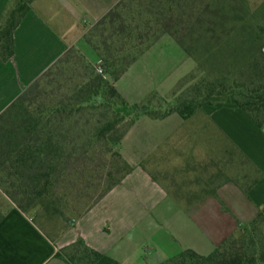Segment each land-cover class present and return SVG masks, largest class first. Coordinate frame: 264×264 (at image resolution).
<instances>
[{
	"label": "rangeland",
	"instance_id": "obj_1",
	"mask_svg": "<svg viewBox=\"0 0 264 264\" xmlns=\"http://www.w3.org/2000/svg\"><path fill=\"white\" fill-rule=\"evenodd\" d=\"M87 1L92 13L81 17L82 31L0 120V177L7 176L4 183L10 186L18 203L51 238L80 217L126 167L112 153L118 151L122 155L120 147L114 146L108 138H92L99 126L114 119L112 106L92 109L84 104V108L78 109L74 105L70 117L66 113L59 114L56 124L49 128L32 121H38L49 110L61 108L69 98L84 95L89 87L98 89L94 97L96 103L106 102L109 87L116 89L115 83L134 65L152 73V90L141 102L135 103L147 105L148 109L146 113L121 112L125 118L117 123L116 131L111 132L112 138L123 136L138 116H152L149 113L161 116L183 99L199 101L212 91H221L225 98L232 95L241 99L242 84L264 86V73H256L252 61L259 58L258 47L264 44V0H189L187 4L176 0L178 5H173L171 11L164 10L161 0L154 4L150 0H116L97 19H93L95 12L109 0ZM66 6H71V2L67 0ZM174 33L185 34L181 40L189 47V52ZM261 63L264 60L261 59ZM129 78L125 76L119 84L126 95H129ZM99 79H102L100 83ZM116 91L129 108L134 105ZM48 129L56 133L52 141L55 152L49 156L43 147ZM36 132L40 138V156L32 163L16 167L14 155L26 152L15 144L29 141L35 145ZM54 164L55 185L46 196L38 198L30 178ZM48 204L54 206L53 209L58 208L60 213L48 211ZM127 206L125 202L119 205L124 209ZM122 213L126 215L122 226L114 230L111 224L105 225V240L120 238V242H127L135 231L128 232V229L136 224L142 239L137 253L131 255L128 262H157L160 249L155 244L154 225L145 228L144 221L141 225V220L129 218L126 211Z\"/></svg>",
	"mask_w": 264,
	"mask_h": 264
},
{
	"label": "crops",
	"instance_id": "obj_2",
	"mask_svg": "<svg viewBox=\"0 0 264 264\" xmlns=\"http://www.w3.org/2000/svg\"><path fill=\"white\" fill-rule=\"evenodd\" d=\"M68 1L70 8L67 0H34L16 28L15 53L0 61V113L42 77L82 31L81 17L92 13L88 1ZM115 1L109 0L93 19ZM14 4L16 0H0V18ZM151 74L134 65L115 87L130 104L139 103L154 86ZM128 75L126 95L119 84ZM120 151L132 170L55 238L0 187V264H70L56 254L79 238L130 264L128 258L137 253L142 239L138 225L131 224L128 232L135 231L125 243L104 237L106 224L114 230L122 226L124 211L141 225L144 221L145 228L156 229L159 260L147 264H160L187 249L207 256L264 212V125L257 126L233 103L202 102L184 114L140 115L125 132ZM123 202L129 205L125 209L119 207Z\"/></svg>",
	"mask_w": 264,
	"mask_h": 264
},
{
	"label": "trees",
	"instance_id": "obj_3",
	"mask_svg": "<svg viewBox=\"0 0 264 264\" xmlns=\"http://www.w3.org/2000/svg\"><path fill=\"white\" fill-rule=\"evenodd\" d=\"M34 0H16L17 5L6 12V14L0 18V61L7 62L10 58L13 57L15 53V44H14V32L25 15L31 10L32 3ZM178 2H186L189 3V0H177ZM156 0H150V3L154 4ZM164 3V10L171 11L173 9V5L177 4L176 0H161ZM178 5V4H177ZM165 13V11H164ZM180 34V33H179ZM176 34L174 33V37L179 43L183 44L186 48V51L189 52V47L183 43L181 38L185 34ZM192 38V37H187ZM252 51V49H250ZM258 51L260 52L259 58H254V68L256 73L263 74L264 73V63L259 64L260 60H264V44L258 47ZM102 79H99L100 83ZM252 79H250L251 83ZM250 84H242L241 87L244 89L242 93V98L238 99L236 97L229 96L228 98L224 97V94L221 91H212L208 95L209 98L201 99L199 101H195L194 98L183 99L178 105H176L170 111H166L164 114H167L172 111L179 112L184 114V112H189L196 104L200 105L202 102H227L236 104L239 108H241L250 118L251 120L259 127L264 125V86L258 87H249ZM109 98L106 99V102L103 101L101 104H98L94 101L95 95L98 94V89H92L89 87L84 95L78 96L77 99L69 98L67 102H65L61 108H57L54 110H49V112L42 118L38 119V121H32L34 124L46 125L48 128L52 124H56L57 116L59 114L66 113L67 117H70L72 112L74 111V105H77L78 109L84 108V104L89 108H96L100 105L103 107L112 106L114 108L113 118L108 119L105 123L99 126L93 133L92 138L103 139L108 138L111 140V143L114 146L120 147L123 136H111V132L116 131V125L120 120H123L124 114L121 113L124 110L129 112H135V110L142 111L144 113L147 112V105L143 104H134L129 108L128 103L120 96V94L116 91L114 87H109L107 91ZM19 97H17L2 113H0V120L3 118L5 114H7L8 110L13 106V104L17 101ZM111 100V101H110ZM74 101V102H73ZM108 101V102H107ZM120 109H117V108ZM116 108V109H115ZM51 112V113H50ZM62 114V115H63ZM154 117H160L157 114L149 113ZM60 115V116H62ZM161 115V116H162ZM60 119H65L64 117H60ZM67 119V118H66ZM60 122V121H59ZM47 139L44 144V149H47L46 154L49 156L50 154H54V145L52 141L54 140L55 131L48 129ZM108 135V136H107ZM36 142L35 145H31L29 141L25 144L18 143L15 146L18 148L22 146L21 150L26 152V154H15L14 161L16 167H20L22 165L32 163L35 161V158L39 157L41 154V144L40 138L36 132ZM111 150V149H110ZM113 151V150H111ZM120 162L126 167L125 172L117 178L111 185L107 187L105 191L88 206L86 210L91 208L102 196H104L109 190H111L114 186H116L131 170L132 166L128 164V162L123 158V156L117 151H113ZM56 165H50L46 167L43 173L35 174L30 178V181L33 182V190L37 192V197L46 196L47 193L51 190L52 185H55L56 175L54 174V170ZM4 180H7V176L3 179V176L0 177V187L2 190L8 195V197L18 206L20 210L26 212L21 204L18 203L17 199L14 197L13 191H11L10 186L4 183ZM54 207V206H53ZM51 204H48L47 210L52 212L60 213L59 209H53ZM57 256L65 257L70 264H123L112 257L101 253L90 246H88L82 238L77 239L75 242L70 245L60 249ZM264 264V212H259L256 217L249 223V227L247 229H243L240 231L238 235H231L225 238L221 243L217 245V247L207 256L199 255L193 250L187 249L183 250L180 253L166 259L164 262L160 264Z\"/></svg>",
	"mask_w": 264,
	"mask_h": 264
}]
</instances>
